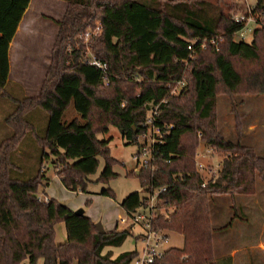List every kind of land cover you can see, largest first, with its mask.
Segmentation results:
<instances>
[{
  "label": "trees",
  "instance_id": "trees-1",
  "mask_svg": "<svg viewBox=\"0 0 264 264\" xmlns=\"http://www.w3.org/2000/svg\"><path fill=\"white\" fill-rule=\"evenodd\" d=\"M29 1L0 0V92L9 71V44ZM64 1L67 6L62 19L55 20L58 32L39 94L16 98L15 109L5 118L12 134L0 142V264H35L38 259L42 264H69L73 259L78 264L131 263L136 250L115 256L106 250L123 244L130 228L100 233L94 221L53 200L43 201L38 191L49 181L47 161L71 191H86L100 157L104 167L96 180L106 183L116 177L112 165L117 160L110 156L109 140L99 139L98 134L113 125L127 143L134 144L154 105L159 107L156 124L168 123L172 128L155 145L150 165L137 176L145 192L166 188L158 195V209L173 207L168 218L158 215L153 220L154 229L183 236V245L167 247L158 263L221 264L214 257L213 233L228 228L234 218L222 228H211L210 201L214 195L253 194L256 180H264V157L220 135L216 99L219 93L242 89L264 93L263 69L244 74L239 67L262 58L264 29H256L249 42L234 40L239 25L220 0ZM256 9H264V0H256ZM96 22L101 30L91 49L104 70L79 49L64 52L74 34ZM215 35L222 40L189 57V39ZM182 76L185 87L171 94L167 84ZM70 106L77 115L65 120ZM36 108L47 113L43 134L27 118ZM27 133L33 134L41 155L32 173L14 177L10 171L17 166L12 156ZM199 140L227 154L216 178L206 184L193 158ZM100 194L114 197L110 188ZM146 199L133 191L119 205L131 213L145 206ZM58 221L66 226L67 238L61 244L54 241L53 226Z\"/></svg>",
  "mask_w": 264,
  "mask_h": 264
},
{
  "label": "rangeland",
  "instance_id": "rangeland-1",
  "mask_svg": "<svg viewBox=\"0 0 264 264\" xmlns=\"http://www.w3.org/2000/svg\"><path fill=\"white\" fill-rule=\"evenodd\" d=\"M254 1L249 0L251 3ZM219 3L225 12L232 13L244 9V5L237 4L234 0H220ZM64 7V0H32L29 14H34V24L28 35L24 36L23 51L18 55L15 47L11 50L12 71L6 89L8 94L10 87L16 82L25 86L27 90L25 97H35L39 94L51 64L52 49L58 32L55 20L62 19ZM97 24L98 22L74 34L64 47V52H71L72 48H76L85 56L94 57L91 46L98 35L95 31ZM85 32H89V35L85 36ZM249 41L250 37H247L246 42ZM239 67L244 74L258 72L260 69H263L264 74V53L258 62L240 64ZM15 104L7 96L0 98V142L12 134L4 118L15 109ZM76 115V111L70 106L64 113V119L69 120ZM27 118L34 124L37 132L43 134L47 113L36 108L27 114ZM215 119L217 130L225 139L249 147L256 155L264 157V93L245 92L243 89L235 94L219 93L216 99ZM198 133L199 131L196 133L197 137L200 138ZM98 138L109 140L110 156L117 160L112 165L116 177L106 183L96 180L104 167V159L100 157L96 171L88 176L90 181L87 182L86 191H81L80 188L71 191L63 186L52 164L47 161L45 174L49 181L45 187L39 188L38 195L47 196L48 202L53 200L60 203L73 213L83 210L79 216L88 218L95 224L100 222L108 231L125 215L124 209L119 205L121 200L133 191H139L142 195L146 192L142 189L137 176L143 171L138 169L137 162L133 158L137 144L127 143L119 129L113 125L109 126L106 133H99ZM41 151L35 143L33 134L27 133L20 141L18 151L12 156L17 166L10 171L12 176L25 177L32 173ZM225 155H227L225 152H217L199 140L193 158L204 184L211 178H216ZM154 168L155 166L152 169ZM104 188H110L114 197L100 194ZM171 210L173 207H169L166 212L169 213ZM209 214L210 227L214 229L222 228L231 221L232 217L234 218L228 228L213 233L215 259L220 260L221 264H264V180H256L255 192L251 195H214L210 201ZM118 227L130 228L131 232L123 244L108 247L106 250H111L114 256L132 250H136L139 254L143 247L141 227L138 224L126 226L119 222ZM53 229L56 242V239L66 232L64 221L56 222ZM167 234L168 241L161 244L162 249L183 245L181 234L170 230ZM228 256L230 260L226 261ZM137 257L135 256L130 264H135ZM35 264H42V259H38ZM69 264L77 263L72 260Z\"/></svg>",
  "mask_w": 264,
  "mask_h": 264
},
{
  "label": "built area",
  "instance_id": "built-area-1",
  "mask_svg": "<svg viewBox=\"0 0 264 264\" xmlns=\"http://www.w3.org/2000/svg\"><path fill=\"white\" fill-rule=\"evenodd\" d=\"M237 4L244 5L243 10H236L231 13V19L239 25L238 29L234 33V40L246 41L247 37L252 38V35L256 29H264V9H256V0L254 3L249 0H234ZM101 25L98 23L95 26V31L99 33ZM85 36L89 35V32L84 33ZM222 37L219 35L211 36L210 38H192L187 42V49L190 51L189 57H193L198 49H206L208 46L216 45L218 41H221ZM196 46H198L196 48ZM90 63L96 67L104 70L105 65L94 57L90 58ZM185 76L170 80L167 84L171 88V94H179L185 87ZM159 114L158 105H154L148 109L147 115L143 122L145 127L144 132L139 134L136 138L137 149L133 155L134 160L137 162L138 169L146 168L150 165L152 160V153L157 143H162L165 136H167L172 128L171 124L163 123L162 126L156 124L157 116ZM200 136V133H198ZM201 165H199L200 167ZM165 187L151 188L146 191V204L139 209L128 213L125 211V215L119 218L118 222L123 225L138 224L143 233L141 234L143 247L141 252L136 254L137 259L135 264H161L158 260L161 259L165 249L161 248V244L167 243L168 235L165 231L154 229L153 220L158 215H163L166 218L169 217V213L158 209L156 204L158 202V195L165 191ZM45 202L49 199L47 196H41Z\"/></svg>",
  "mask_w": 264,
  "mask_h": 264
},
{
  "label": "crops",
  "instance_id": "crops-1",
  "mask_svg": "<svg viewBox=\"0 0 264 264\" xmlns=\"http://www.w3.org/2000/svg\"><path fill=\"white\" fill-rule=\"evenodd\" d=\"M31 3H32V0L29 1V4H28L26 10L22 14L21 20L18 23L16 31H15V33H14V35H13L11 41H10L9 49H8L9 71H8L7 80H6V84L4 86V89L0 92V98L1 97L3 98L4 96H7V97H9L10 100H12L14 102V104H15V99L16 98L23 97V95L27 96L26 95L27 90H26L25 86H23L22 84H17V82H16V83H14V85H12L10 87L9 94L6 91L7 86H8L9 76H10L11 71H12L11 50H12V47H15L16 52H17L18 55L20 54V52L23 51L22 48L25 46V38H24V36L28 35L29 31H31V29H32V24H34V20H33L34 14L33 13L29 14ZM66 6H67V4L65 2L64 10H65ZM5 118H4V121H5ZM57 178H59V177L57 176ZM114 227L119 228L118 227V220L115 222L113 228ZM112 229H109V230H112ZM104 230H105V228H104ZM66 238H67V234H66V232H63L62 236H60L58 239H56L55 243H57V244L64 243ZM73 260L77 263V260H75V259H73Z\"/></svg>",
  "mask_w": 264,
  "mask_h": 264
},
{
  "label": "water",
  "instance_id": "water-1",
  "mask_svg": "<svg viewBox=\"0 0 264 264\" xmlns=\"http://www.w3.org/2000/svg\"><path fill=\"white\" fill-rule=\"evenodd\" d=\"M75 213H76L77 215H81V214L83 213V210H77ZM95 225H96V227H97V229H98V231H99L100 233L105 232V230H104V228H103V226H102V224H101L100 222H97Z\"/></svg>",
  "mask_w": 264,
  "mask_h": 264
}]
</instances>
